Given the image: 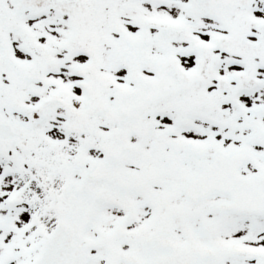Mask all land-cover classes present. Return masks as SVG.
<instances>
[{
    "label": "snow or ice",
    "instance_id": "6c2138e0",
    "mask_svg": "<svg viewBox=\"0 0 264 264\" xmlns=\"http://www.w3.org/2000/svg\"><path fill=\"white\" fill-rule=\"evenodd\" d=\"M0 264H264V0H0Z\"/></svg>",
    "mask_w": 264,
    "mask_h": 264
}]
</instances>
